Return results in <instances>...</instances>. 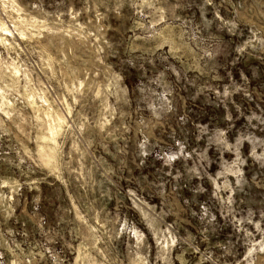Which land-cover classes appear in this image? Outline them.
Here are the masks:
<instances>
[{"label": "rangeland", "instance_id": "1", "mask_svg": "<svg viewBox=\"0 0 264 264\" xmlns=\"http://www.w3.org/2000/svg\"><path fill=\"white\" fill-rule=\"evenodd\" d=\"M0 264H264V0H0Z\"/></svg>", "mask_w": 264, "mask_h": 264}]
</instances>
